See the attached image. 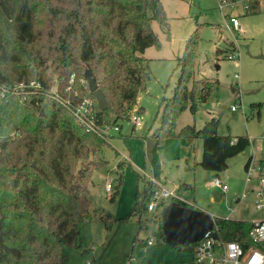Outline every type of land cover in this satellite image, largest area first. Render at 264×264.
Here are the masks:
<instances>
[{"label":"trees","instance_id":"1","mask_svg":"<svg viewBox=\"0 0 264 264\" xmlns=\"http://www.w3.org/2000/svg\"><path fill=\"white\" fill-rule=\"evenodd\" d=\"M219 1H242L249 15L264 7V0ZM153 21L170 32L163 0H0V85L31 80L42 84L37 92L0 95V264H72L69 251L82 246L85 220L121 222L138 214L139 232L148 228L151 186L137 189L126 217L117 218L103 207L91 210L90 182L108 163L104 149L112 135L87 129L51 90L57 78L63 98L76 104L91 97L100 120L121 128L120 121L131 120L132 108L151 79L145 51L160 45ZM199 41L194 31L177 59L178 80L172 96L162 100L154 146L145 152L155 178L163 171L158 152L175 137L184 146L201 139L199 163L215 175L226 171L229 159L251 144L247 134L218 133L215 117L202 128L188 124L177 132L184 110L195 114L199 103L214 96V82L195 77ZM234 51L239 53L236 47ZM88 67L106 95V110L83 81ZM72 73L75 80L66 91ZM251 162L252 156L246 169ZM122 167L118 164L119 182ZM158 215L156 234L164 238L163 217ZM216 222L224 239L248 245L251 221ZM184 245L193 251L195 242Z\"/></svg>","mask_w":264,"mask_h":264},{"label":"rangeland","instance_id":"2","mask_svg":"<svg viewBox=\"0 0 264 264\" xmlns=\"http://www.w3.org/2000/svg\"><path fill=\"white\" fill-rule=\"evenodd\" d=\"M220 3L219 0H163L170 32L166 33L158 21H153L160 45L147 48L145 55L151 79L132 108V113L139 112L137 115L143 125L133 129V119L123 120L120 121L121 131L112 132L111 145L104 149L108 163L94 172L90 182L91 210L103 207L117 218L126 217L134 205L138 188L151 186L152 190H157L164 186L174 195L166 199V204L172 199L184 201L212 214L216 220L227 217L257 220L264 216L246 184L245 167L252 156V165L261 163L264 170V7L260 13L249 15L242 1L228 6ZM231 16L238 17V26L232 25ZM194 31L200 36L195 77L213 81L214 96L209 102L199 103L195 114L190 108L184 110L178 117L177 132L188 124L202 128L215 117L219 120L218 133L247 134L251 144L229 159L226 171L215 175L199 163L203 154L201 139L193 142L195 153L186 161L187 146L175 137L158 152L163 171L162 179L155 178L145 154L147 141L151 144L155 141L153 133L161 122L162 100L172 96L180 73L177 59ZM235 47L239 55L229 58L228 54L235 52ZM120 163L123 164L121 182L117 170ZM217 177L228 183L227 192L223 193L215 185ZM109 182L114 186L111 192L106 189ZM214 190L223 194L220 200L215 199ZM245 190L249 194L241 202L233 201L236 195L243 196ZM112 193L116 194L113 200ZM149 216L152 218L148 228L140 232L138 214L121 222L85 220L82 246L69 251L71 263L204 264L194 262L189 247H174L159 238L156 234L159 215L149 212ZM152 233L155 241L149 245Z\"/></svg>","mask_w":264,"mask_h":264},{"label":"built area","instance_id":"3","mask_svg":"<svg viewBox=\"0 0 264 264\" xmlns=\"http://www.w3.org/2000/svg\"><path fill=\"white\" fill-rule=\"evenodd\" d=\"M221 6H228L227 1L221 2ZM231 23L233 26L239 25V19L237 16H231ZM238 56V52L229 54V58ZM75 80V73H72L70 78V85L65 89L66 91L71 90L72 83ZM86 82L85 79H83ZM58 80L55 78L51 94L53 97L61 100L65 106L70 108L77 120L85 126L87 129L97 132L98 134H105L108 136L112 135L113 131H120V125H109L105 121L100 120L97 112L95 111L94 100L91 97L84 98L79 103H73L70 98H63L60 91L58 90ZM42 88V84L39 81L31 80L29 82H19L13 85L3 84L0 85V95L7 96L8 94L19 95L22 92L27 93L30 91L37 92ZM76 95L78 92L75 93ZM139 113V112H138ZM137 111L131 115V120H134L135 126H142L143 123L139 120ZM101 122V123H99ZM258 165H252L250 163L247 168L246 184L251 189L256 198V204L260 211L264 213V170ZM256 181L254 184L253 181ZM216 186L223 190V193L229 190L228 183L224 182L221 177H217L214 180ZM107 191L112 190V183L109 182L106 185ZM249 194L245 190L243 196H235L233 201L240 202L241 199ZM174 196L171 191L166 189L164 186L152 193L151 200L148 204L149 212L155 214H161L166 204V199ZM223 197V194H222ZM229 218V217H227ZM252 222V226L248 232L247 246H243L242 243L235 240L224 239L220 235V226L214 219L213 229L210 230L203 238L195 242L193 248L194 262L204 264H264V216L257 220H248ZM155 236L150 234L148 238V244H153ZM89 264H91L89 262Z\"/></svg>","mask_w":264,"mask_h":264},{"label":"water","instance_id":"4","mask_svg":"<svg viewBox=\"0 0 264 264\" xmlns=\"http://www.w3.org/2000/svg\"><path fill=\"white\" fill-rule=\"evenodd\" d=\"M84 78L90 91L97 99L101 109L108 108V101L102 88L99 87L97 78L88 67ZM215 199L220 200L222 194L214 190ZM164 239L172 246L194 243L203 238L214 226L213 215L193 206H183L177 202L169 203L162 210Z\"/></svg>","mask_w":264,"mask_h":264},{"label":"crops","instance_id":"5","mask_svg":"<svg viewBox=\"0 0 264 264\" xmlns=\"http://www.w3.org/2000/svg\"><path fill=\"white\" fill-rule=\"evenodd\" d=\"M239 24H240V22H239ZM147 51V50H146ZM146 51H145V53H146ZM140 107H142V106H140ZM160 125V124H159ZM158 125V126H159ZM133 131V130H132ZM133 133V132H132ZM146 137H144V139H145ZM153 146H154V142H152V144H151V142L149 143V141H147V150H148V152H149V150L151 149V148H153ZM195 153V143H193V144H191L190 146H187V148H186V153H185V160L187 161L188 160V158L192 155V154H194ZM159 155V154H158ZM146 156H147V158L149 159V161H150V158L148 157L149 156V154L147 153L146 154ZM159 160H160V157H159ZM160 162H161V160H160ZM150 163H151V161H150ZM161 165H162V162H161ZM153 171V170H152ZM161 179H162V175H161ZM241 202V201H240Z\"/></svg>","mask_w":264,"mask_h":264}]
</instances>
